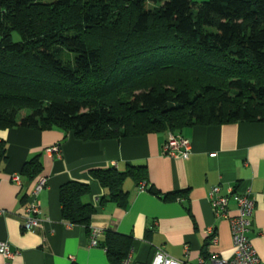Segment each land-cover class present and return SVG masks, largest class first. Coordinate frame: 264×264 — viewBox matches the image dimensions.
Wrapping results in <instances>:
<instances>
[{"label": "trees", "instance_id": "trees-1", "mask_svg": "<svg viewBox=\"0 0 264 264\" xmlns=\"http://www.w3.org/2000/svg\"><path fill=\"white\" fill-rule=\"evenodd\" d=\"M134 80L151 84L135 92ZM240 121L264 122V0H0L1 129L95 141ZM41 169L37 155L22 173ZM91 173L109 191L101 204L126 208L129 178L167 200L181 193H161L146 164ZM90 192L60 187L66 221L90 228ZM105 234L110 264H121L133 237Z\"/></svg>", "mask_w": 264, "mask_h": 264}, {"label": "crops", "instance_id": "crops-1", "mask_svg": "<svg viewBox=\"0 0 264 264\" xmlns=\"http://www.w3.org/2000/svg\"><path fill=\"white\" fill-rule=\"evenodd\" d=\"M171 131L152 132L120 139L85 141L61 128H0V142L7 158L0 162V241H8L20 253L12 264H110L104 245L106 230L131 235L133 244L129 264H152L158 249L180 259L183 264H198L201 257L218 254L228 259L234 252L230 222L217 217L210 202L213 187L222 194L234 186L240 193L250 190L256 201L253 225L248 233L264 264V122H232L220 125H195L180 133L192 143L188 157L164 153ZM58 147L60 155L51 149ZM40 155L41 171L33 178L22 173L24 164ZM146 164L149 183L161 193L181 191L176 200H167L142 190L129 178V204L101 198L108 194L91 171L128 164ZM20 174L21 183L13 181ZM47 186L38 195L41 228L22 227L25 208L41 178ZM71 180L87 183L91 192L86 202L95 206L90 228L71 224L63 218L60 187ZM231 214L236 203L230 201ZM213 227L217 240L207 233ZM93 228L103 230L98 244L92 245ZM123 261L121 264H123ZM5 259L0 255V264Z\"/></svg>", "mask_w": 264, "mask_h": 264}, {"label": "built area", "instance_id": "built-area-1", "mask_svg": "<svg viewBox=\"0 0 264 264\" xmlns=\"http://www.w3.org/2000/svg\"><path fill=\"white\" fill-rule=\"evenodd\" d=\"M164 153L170 156L180 154L183 158L190 155L192 143L189 139L183 137L180 133L170 132L168 140L164 145ZM52 152L60 155V149L54 147ZM13 181L21 183L20 174L13 176ZM48 179L41 178L31 193V202L25 208L23 214L22 227L28 231H35L42 227L43 221L40 218V203L38 195L47 186ZM145 183L141 184L140 189L144 190ZM210 202L217 217L226 218L230 222L233 237L234 252L228 259L221 258L218 254L210 257H201L198 264H261L262 260L256 248L254 247L248 233L253 225L256 201L252 197L250 190L239 192L234 186L228 189V194L221 192L220 186H215L210 192ZM230 201L236 203V213L231 214L229 208ZM103 230L93 228L91 232L92 245L98 244V238ZM211 241L217 240V235L213 227L207 231ZM20 253L14 251L8 241H0V255L5 259L4 264H12V260ZM129 258L123 261V264H129ZM152 264H183V261L167 254L163 249H158Z\"/></svg>", "mask_w": 264, "mask_h": 264}, {"label": "rangeland", "instance_id": "rangeland-1", "mask_svg": "<svg viewBox=\"0 0 264 264\" xmlns=\"http://www.w3.org/2000/svg\"><path fill=\"white\" fill-rule=\"evenodd\" d=\"M47 1H49V2H54V1H56V0H47ZM14 40H15V41H19V40H20V36H19L18 33H15V34H14ZM140 81H141V80H134V81L132 82V83L137 84V85L140 86V87L138 88V90H136L135 92L140 91L141 88L144 89L145 87H141L142 85H150V84H151V83L146 84L145 82H143V83L141 84ZM170 87H171V86H170ZM119 94H120V93H119ZM122 97H125V96L122 95V94H120V95H119V99L122 98Z\"/></svg>", "mask_w": 264, "mask_h": 264}]
</instances>
